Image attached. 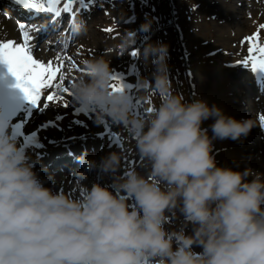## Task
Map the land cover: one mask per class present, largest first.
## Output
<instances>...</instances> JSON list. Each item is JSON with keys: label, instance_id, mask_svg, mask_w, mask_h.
<instances>
[{"label": "clouds", "instance_id": "9594fccd", "mask_svg": "<svg viewBox=\"0 0 264 264\" xmlns=\"http://www.w3.org/2000/svg\"><path fill=\"white\" fill-rule=\"evenodd\" d=\"M71 29L79 36L86 26L76 21ZM151 29V21L141 26ZM118 39L109 55H127L137 43L133 31ZM137 55L155 72L139 82L135 102L124 88L113 90L112 60L104 56L82 62L84 74L69 86L68 103L125 132L122 150L99 164L87 153L79 158L110 175L119 193L88 187L84 173L75 196L46 187L9 122L0 121V264H264V173L218 166L213 154L216 140L247 137L257 120H237L177 92L168 45L149 43ZM128 156L139 159V169L119 175ZM177 212L191 234L166 227Z\"/></svg>", "mask_w": 264, "mask_h": 264}, {"label": "snow or ice", "instance_id": "6c2138e0", "mask_svg": "<svg viewBox=\"0 0 264 264\" xmlns=\"http://www.w3.org/2000/svg\"><path fill=\"white\" fill-rule=\"evenodd\" d=\"M77 2L84 8L88 6L85 0H66L62 8L59 7L61 0H10L13 6L23 8L31 13L51 14L53 18L61 17L62 12L71 13V24L76 22V12L73 10V5ZM259 27L260 29H264V24H261ZM19 28L23 36L22 44L11 40L0 42V63L7 65L9 72L18 82L17 87L20 88L26 99L34 106L43 108L49 107V104L40 105L42 89L56 90L52 94L47 95V100L50 102L60 101L62 99L60 93H67L70 96V88L65 86L66 76L64 75V70L66 68L67 71L79 73L81 70L76 67L75 61L66 55H58L55 61H38L33 55L32 35H30L29 29L32 32H39L40 28L35 24L29 25L25 23H20ZM105 31L112 33L113 29L107 28ZM73 35H75L74 32ZM259 38V31L252 36L244 38L241 43L246 41L250 45L248 48L249 56L243 61L237 62L246 68L249 66V62H251V69L253 71L264 70V46L258 43ZM254 52L259 54V58L252 55ZM132 55L136 56L137 53L133 52ZM64 61H68L66 66ZM58 73L60 74L59 78ZM114 79L119 87H117V84H114L113 90H123L121 81L115 77ZM63 106L67 107L68 104L65 102ZM260 122L264 125V115L260 116Z\"/></svg>", "mask_w": 264, "mask_h": 264}, {"label": "rangeland", "instance_id": "374dc122", "mask_svg": "<svg viewBox=\"0 0 264 264\" xmlns=\"http://www.w3.org/2000/svg\"><path fill=\"white\" fill-rule=\"evenodd\" d=\"M190 32H191V30H190ZM96 39H97V37H96ZM83 47H84V48H87V49H92V48H95V47H96V44H94V43H92V42H90V41H85V42L83 43V45L80 47V50H81ZM101 56H104V55L102 54ZM113 56H114V58H116V59L119 58V57H116V54H113ZM200 56L202 57L203 54H200ZM121 58H127V57L123 55V56H121ZM106 59H107V58H106ZM154 71H155V69H154L153 66H145V64H144V71H143V72H144L145 75H147V76H153ZM217 85H218L219 88H220V83L217 84ZM214 89H216V88H214ZM218 92H219L221 98L224 99V98H223V94L221 93L220 89H219V90L217 89V92H215V90H213L212 96H213V97H217ZM208 100H210V99H208ZM212 104H213V103H212ZM209 105H211V104H209ZM205 123H207V124H204V125H207L208 128H209V131H210V127H209V126H210L212 123H214V121H213V120H208V121H205ZM209 135H211V131H210ZM222 147H223V146H222L221 143H217V144H216V148L220 149V148H222ZM219 158H220V157H218V159H219ZM229 161H230V163H231V158L229 159ZM230 163H227L226 160L224 159V161H223V163H222V167H224V166H228V168H231L232 166H230ZM231 164H232V163H231ZM236 165H237L238 167H241V164L238 163V162L236 163Z\"/></svg>", "mask_w": 264, "mask_h": 264}, {"label": "bare ground", "instance_id": "6f19581e", "mask_svg": "<svg viewBox=\"0 0 264 264\" xmlns=\"http://www.w3.org/2000/svg\"><path fill=\"white\" fill-rule=\"evenodd\" d=\"M222 5L224 6V3H222ZM247 8L250 9L251 7L248 6ZM231 10H232V11H235V9H233V8H231ZM259 24H260L259 21H255V22H254V26H255V27H257V25H259ZM212 72H214V70H213ZM229 102H230L231 104H233L232 100H230ZM220 107H221V109H222L223 111L225 110V109L223 108V105L220 104ZM224 113H225V112H224ZM225 140L227 141L228 139H225Z\"/></svg>", "mask_w": 264, "mask_h": 264}]
</instances>
